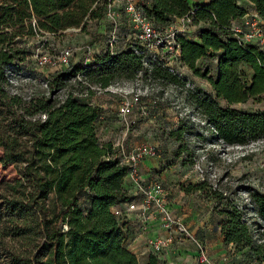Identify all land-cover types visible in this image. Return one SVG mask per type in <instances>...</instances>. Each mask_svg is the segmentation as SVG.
<instances>
[{
    "label": "trees",
    "instance_id": "16d2710c",
    "mask_svg": "<svg viewBox=\"0 0 264 264\" xmlns=\"http://www.w3.org/2000/svg\"><path fill=\"white\" fill-rule=\"evenodd\" d=\"M110 1L0 0V160L14 164L18 171V177L6 182L0 192V250L5 251L7 264H141L126 246L123 215L111 211L133 199L124 184L128 168L113 158V144L97 136L104 119L101 108L75 96L84 85L70 81L77 73L102 88L133 80L141 67L134 50L102 53L90 64L78 61L42 75L48 81L49 96L34 93L25 99L9 91L10 73L30 74L26 70L31 55L28 36H62L70 28L86 31L88 22L98 24L100 30ZM141 1L155 26L184 15L200 26L195 38L178 37L180 59L211 86L212 93L195 87L187 94L194 109L213 127L215 137L229 145H244L264 136V110L231 107L260 101L264 94V48L243 42L232 30V22L247 13L240 0L193 5L187 0ZM245 1L264 22V0ZM202 58L215 59L214 74L197 65ZM151 73L160 82L184 83L163 68L154 67ZM59 89L66 90L63 100L51 96ZM40 114L46 115L43 121ZM185 130L180 122L168 130L177 153L187 150ZM208 187L206 180L180 186L185 193L201 191L213 198L223 243L264 264V193L248 190L261 220H253L259 240L235 202L218 187ZM143 264H159V258L148 253Z\"/></svg>",
    "mask_w": 264,
    "mask_h": 264
},
{
    "label": "rangeland",
    "instance_id": "374dc122",
    "mask_svg": "<svg viewBox=\"0 0 264 264\" xmlns=\"http://www.w3.org/2000/svg\"><path fill=\"white\" fill-rule=\"evenodd\" d=\"M113 1L117 2L119 0ZM187 1L190 5H193L195 2L204 0ZM248 16L250 18L253 17L251 14ZM187 27L190 29L188 33L190 35L197 33L200 28L199 25H196L195 29L190 28L191 26L189 25ZM102 32L103 27L99 30L98 24L94 25V23L88 22L86 31L68 30L62 36L47 34L28 36V46L31 55L30 60L26 64V70L30 71V74L24 70V74H14V76L20 81L19 84L23 90L41 94V86L38 85L37 80H32L34 79V74L37 76L36 78H41L42 75L53 72L58 66L57 56L64 47L85 46L90 45L92 42H103L104 35H101ZM44 54L47 56L48 62L40 65L39 61L42 60L41 56ZM84 54H86L84 48L78 49L73 57H71V62L76 63L81 61ZM213 64L206 58L197 61L198 66L208 68L212 74L215 72ZM187 74L196 87L206 93L208 92L210 87L207 80L195 76L189 71ZM151 79H153V86L158 87V91L153 95L144 96L142 98V104H149V99L154 96L159 98V102L156 108L152 109L150 114L147 115L141 114L140 109L135 106L133 113L127 118L130 124L128 128L118 119L117 107L122 98L120 94H124V91L127 94V91H129L127 90L130 87L129 82L113 84V89L118 93L103 92L93 94L94 101H100L104 106L103 108H105L104 110L110 116L104 121V125L102 124L103 126H106V123L110 125L109 132H100L98 137L101 139L100 141H110L116 148H119L121 145L125 150H129L141 142H147L156 146L158 156L152 158L156 159L162 170L160 173L161 176L156 181L162 183L167 188L168 202L170 203L169 196H176L178 201H185L197 205L202 209L200 214H204L207 218L210 212V216L214 217L216 221L218 218L213 212V206L216 204V201L213 198L201 191L190 192L186 196L187 194L180 188L181 185L187 183L199 182L191 172V169L195 160H200L202 161L200 165L205 175L209 176L212 173L216 175L217 187L225 192L227 199L235 203L243 204L245 212L252 214L254 209L248 191L249 188L264 193V136L246 143L251 144L246 150L230 148L229 144L215 137L213 127L207 123L203 116L194 110L189 95L179 83L168 81L160 82L156 77ZM146 82L151 81L143 80V83ZM171 84L175 86L173 87ZM165 91L168 92L167 96H163ZM80 98L89 100L88 97ZM187 102L191 105L190 110L179 121L186 126L183 141L185 142L187 150L182 153H177V143L169 138L168 130L178 125L175 116L179 111H182L183 104ZM177 103L180 104L179 108L175 107ZM219 103L223 105L222 101H219ZM231 107L245 111H262L264 110V94L260 101L250 100L246 103L232 104ZM153 124L155 125V130H151V127L148 126ZM98 130H101V128H98ZM1 155L2 150L0 148V157ZM16 177H18V171L14 164L4 163L0 160V192L3 191L6 182L12 181ZM206 182L209 184V189L211 184L208 180ZM137 196L136 193L132 198L137 199ZM173 213L178 216L174 211ZM211 217L208 220H211ZM251 217L254 218L253 214ZM5 254L4 250H0V264H7ZM245 257L242 255L246 264L251 262L250 257H246L247 259ZM138 260L143 264L146 256H139Z\"/></svg>",
    "mask_w": 264,
    "mask_h": 264
},
{
    "label": "built area",
    "instance_id": "2783aa9c",
    "mask_svg": "<svg viewBox=\"0 0 264 264\" xmlns=\"http://www.w3.org/2000/svg\"><path fill=\"white\" fill-rule=\"evenodd\" d=\"M141 0H119L117 2L110 1L103 10V42H92L90 45L64 47L57 56L58 66L54 71L65 70L70 66L71 57L78 49L84 48L86 54L83 55V65L90 64L96 55L102 53L115 54L123 48L129 47L134 50L135 54L139 57L141 67L137 71L136 77L130 81H121L123 83L129 82V91H124L118 107L117 117L122 121L125 127H129L127 118L133 113V109L137 106L140 113L143 115L150 114L151 110L156 108L159 98L156 96L149 99L147 105L142 104L144 96L153 95L158 91L157 86H153L152 69L159 67L166 69L172 74L183 79L182 88L185 92L191 91L196 86L189 79L188 67L182 63L180 59V45L178 37L183 35L188 38H195V34H188L189 28H196L192 23L189 15H184L175 18L170 23L163 26H155L153 22L145 15L142 7ZM68 30L78 31L79 28H70ZM232 30L237 34L243 42L254 43L264 48V22L258 17L253 16L250 18L248 15L242 17L240 25H233ZM42 60H38L40 65L48 62L47 56H41ZM53 71V72H54ZM43 76H47L46 74ZM158 81L160 79L156 78ZM37 80L38 85L42 88V93L45 96L50 95V88L46 78H34ZM144 81H151L143 83ZM9 91L12 94H19L23 98L28 99L30 95L34 94L29 90H23L20 86L18 79L10 73L8 76ZM71 82L80 81L84 85L82 92H74L73 94L78 97H90L88 91L91 90L95 93H118L113 89L112 83L104 88L97 84L90 83L82 73H77ZM171 86H175L171 84ZM168 92L165 91L163 96H167ZM51 96L56 97L58 100H63L66 96L65 89H59ZM176 108L180 104L175 105ZM190 103H184L182 111H179L175 116V120L179 122L183 115L186 116L187 111L190 110ZM195 110V109H194ZM198 113V111H196ZM200 114V113H199ZM201 115V114H200ZM202 116V115H201ZM41 121L46 118L45 114L38 116ZM132 122V121H131ZM117 145V144H116ZM251 144L245 145H229L230 148L246 150ZM113 158H118L122 164L127 166L126 177L129 178L136 186L137 199H132L125 203L124 208L113 206L111 211L114 215H124L130 211H137L138 216L147 221L149 217L157 218L161 226L168 231L166 236H156L148 238L147 244L149 253H154L157 256L166 248L173 240L174 237L178 243H183L188 240L194 245L196 251L197 264H228L227 259L221 258L220 260H213L208 257L207 250L204 242L192 233L183 220L176 216L168 202L167 188L160 182H144L138 176V167L140 162L146 158L158 156L157 147L147 143L141 142L135 147L125 150L121 145L116 148ZM200 160H195L191 172L196 177L197 181L208 180L212 189L217 188L216 175L214 173L209 176L205 175L201 168ZM236 207L242 211V220L252 229L255 233V238L261 237L257 234L253 220L261 223L260 218L256 213H252L254 218L251 217L250 212H245L243 204L235 203ZM258 240V241H259ZM159 257V256H158Z\"/></svg>",
    "mask_w": 264,
    "mask_h": 264
},
{
    "label": "crops",
    "instance_id": "0c3cea01",
    "mask_svg": "<svg viewBox=\"0 0 264 264\" xmlns=\"http://www.w3.org/2000/svg\"><path fill=\"white\" fill-rule=\"evenodd\" d=\"M208 0L199 1L197 3H204ZM196 3V2H195ZM240 3L247 8L246 15L251 14L252 16L257 15L255 9L251 5V3L240 0ZM242 21V17L235 19L233 24H240ZM215 67V59H209ZM208 93H212L211 86L209 84ZM91 104L97 105L101 108L103 113V121H101V125H99V129L97 132V136L99 137L100 132H109L110 125L106 123L104 125V121L108 119L110 116L106 113L103 108V104L100 101H94L93 95L89 97L88 100ZM151 121V120H148ZM103 124V125H102ZM151 130H155V125H148ZM175 126V125H174ZM99 140H101L99 138ZM103 141V140H102ZM162 170L160 169L159 163L155 158H148L144 160L138 170V175L141 179H143L146 183L156 181L161 176ZM131 183H130V182ZM124 184L128 188V193L130 196L136 195V186L135 184L127 177L124 178ZM188 196L189 193H186ZM170 207L173 211L181 217L183 222L189 227L190 231L196 234L205 244L208 257L213 260H220L221 258H225L228 261V264H246L244 262L242 255L249 257L246 254H243L240 251H236L232 244H225L222 241V234L220 232V228L217 225L215 218L210 216V212L208 213V218L211 217V220H208L205 215H201L199 208L197 205H193L189 202L178 201L176 196L170 197ZM120 208L125 207V203H121L117 205ZM122 222L124 223V230L126 232V246L127 248L139 256H147L149 253L148 249V238L156 237V236H166L168 231L164 229L157 218L151 216L147 221L141 219L137 211H130L123 215ZM159 264H197L196 262V251L189 241H185L183 243H178L176 238L169 244L166 248H164L158 255ZM245 257V258H246ZM247 259V258H246ZM251 262L247 264H252L255 261L251 260Z\"/></svg>",
    "mask_w": 264,
    "mask_h": 264
}]
</instances>
